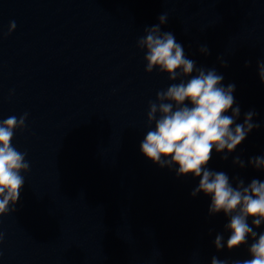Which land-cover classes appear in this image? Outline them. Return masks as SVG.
<instances>
[{
  "label": "clouds",
  "instance_id": "clouds-1",
  "mask_svg": "<svg viewBox=\"0 0 264 264\" xmlns=\"http://www.w3.org/2000/svg\"><path fill=\"white\" fill-rule=\"evenodd\" d=\"M158 19L160 23L145 28V36L137 42L138 47L145 50V71L151 73L159 69L171 81L181 77L187 79L170 84L166 90L157 92L156 101H149L147 120L154 127L146 132L140 150L161 167L178 166V176L200 178L191 195L195 197L200 192L209 195V214L223 212L229 218L225 225V230L231 233L226 241L229 251L247 244L251 237L253 242L248 249L251 258L237 260L234 264H264V232L254 231V227L259 228L264 223V182L253 179L245 186L240 179L233 187L227 174L207 168L213 150L231 153L254 128L259 127L252 122L255 113L249 111L242 124L236 123L240 108L238 105L233 108L235 85L222 86L223 76L215 69L198 68L193 60L186 58L175 36L161 31L160 25L167 22V13ZM15 28V21L10 22L8 35ZM200 51L207 54L208 48L202 46ZM258 70L264 83V62L258 63ZM193 72L196 74L192 75ZM229 110L232 115L226 114ZM27 118L28 113H24L19 118L13 115L0 120V217L15 212V204L25 185L22 173L30 171L27 153L12 144L15 131L25 129ZM227 158V155L222 157ZM233 163L242 168L245 166L238 156ZM248 163L264 170V156L252 157ZM249 218L254 227L249 225ZM3 239L4 234L0 232V243ZM214 245L217 251L225 247L222 234L216 235ZM211 264L228 262L214 256Z\"/></svg>",
  "mask_w": 264,
  "mask_h": 264
}]
</instances>
